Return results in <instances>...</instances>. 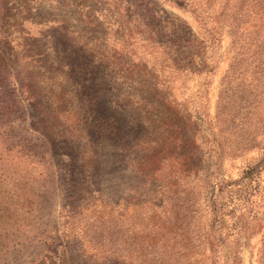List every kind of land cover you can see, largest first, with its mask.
Returning <instances> with one entry per match:
<instances>
[{"label":"trees","instance_id":"trees-1","mask_svg":"<svg viewBox=\"0 0 264 264\" xmlns=\"http://www.w3.org/2000/svg\"><path fill=\"white\" fill-rule=\"evenodd\" d=\"M162 1L191 12L203 29L199 37L188 27L178 32L173 22L165 30L156 25L136 58L102 43L67 44L63 55L51 45L43 54L58 79L52 94L44 98L46 87L23 82L28 74L20 80L22 93L41 109L40 122L30 126L44 138L42 146L33 144L43 149L40 159L46 163L52 152L65 157L72 176L75 200L63 215L56 264H242L241 238L246 243L255 233L261 242L256 261L264 264V31L247 35L264 29V8L257 9L263 0H225L233 42L222 66L205 3ZM10 2L0 0L1 85L12 73L6 50L32 45L29 35L21 44L3 30L25 21ZM216 71L211 112L206 97ZM251 153L257 158L237 177L226 173L225 160ZM107 169L119 170L123 184L135 181L132 194L111 199ZM98 205L109 209L101 214ZM103 215L117 220L103 223ZM68 239L78 247L70 258Z\"/></svg>","mask_w":264,"mask_h":264},{"label":"rangeland","instance_id":"rangeland-1","mask_svg":"<svg viewBox=\"0 0 264 264\" xmlns=\"http://www.w3.org/2000/svg\"><path fill=\"white\" fill-rule=\"evenodd\" d=\"M147 1L11 0V6L23 10L22 16L25 21L20 27L27 34H22L19 31L20 27L15 26H6L3 30L11 32V37L16 38L17 42L19 40L21 44L22 37L29 35L32 37L29 41L32 45L6 50L5 60L12 73L8 83L0 84V103L3 106L1 108L0 105V264H43L44 254L50 258L46 259L44 264H56L59 250V246L55 250L56 244L60 241L59 237L65 240L60 231L61 226L65 228L63 215L70 208L68 204L75 200V195L70 197L73 194L72 176L63 163L65 157L59 160L55 152L45 153L47 155L45 163L39 154L43 149L33 146L34 143L41 145L44 139L38 131L30 128L37 120V123L40 122L41 109H36L28 95L22 93L19 87L21 78L28 74L30 79L24 78L23 82L25 80L34 87H46L47 90L43 93L46 98L52 94L51 90L57 88L58 79L53 77L56 74L50 69V56L43 54L45 47L51 45L60 47L56 54L63 55L71 45L102 43L109 47L119 46L116 49L122 52L129 51L132 58H136L140 56L141 42H151L147 37L153 36L156 25L164 26L165 30L167 25L173 22L177 24L178 32L183 31L185 27L196 36L198 32H202V26L188 10L162 0ZM201 1L207 6L205 16L209 18L208 25L212 27L211 22L213 23L215 37L219 41L217 53L222 66L231 53L233 42L229 21L222 11V7L227 3L225 0ZM263 5L264 0L258 2V11L264 8ZM20 21L21 19L17 22ZM258 28L259 26L247 35L261 36L264 29ZM239 34L238 32L237 35ZM12 44L14 42H11ZM28 53L32 56L34 54V60L31 59L32 56L27 57ZM21 55L25 57H21L20 60L25 62L18 66V58ZM197 55L195 58L198 60ZM164 57L163 55L162 59ZM53 64L55 66V63ZM31 68L36 70V74L28 73ZM218 76L219 72L216 71L210 76L208 83L206 109L211 112L216 98ZM1 91H4V94H1ZM256 158L257 154L251 153L243 159L225 160L226 173L237 177L245 163ZM107 172L104 185L111 199L117 201V197L125 193L132 194L135 181L129 179L123 184L124 181L119 179V170L107 169ZM261 175L264 178V172ZM98 206L101 214H105L109 209L104 205ZM115 210L118 215V207ZM132 210L130 208L126 214L132 213ZM106 220L116 222L117 218L110 219L103 215L101 222L104 223ZM69 239L66 247L72 253L67 250V258L76 254L78 250ZM241 241L242 264H257V250L261 244L260 233L251 235L246 243L244 238H241ZM45 245L50 248L43 253Z\"/></svg>","mask_w":264,"mask_h":264}]
</instances>
